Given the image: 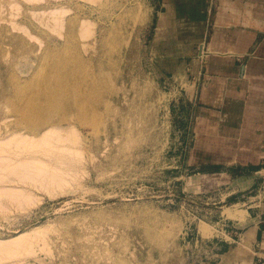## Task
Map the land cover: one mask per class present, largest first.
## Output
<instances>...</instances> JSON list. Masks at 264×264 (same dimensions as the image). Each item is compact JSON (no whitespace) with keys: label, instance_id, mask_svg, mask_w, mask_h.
Instances as JSON below:
<instances>
[{"label":"rangeland","instance_id":"obj_1","mask_svg":"<svg viewBox=\"0 0 264 264\" xmlns=\"http://www.w3.org/2000/svg\"><path fill=\"white\" fill-rule=\"evenodd\" d=\"M12 1L14 2L0 0V17L4 20L10 19L9 4ZM106 1L99 3L100 5L80 3L77 6L73 3L76 1H66L67 4H63L72 10L73 16H85L95 24L97 35H104L105 39L101 50L99 44L93 45L97 51L93 50L90 43L91 49L87 47V53L79 48L72 50L68 47L64 50L62 40L52 36L48 38L51 46L47 56L44 57L43 50L39 48L35 51L33 67L37 68L41 64L39 71L44 68L40 72L43 74L37 72L36 81L51 73L48 66L59 62L61 72L69 68L75 69V82L61 79L60 84L65 82L68 88L75 83L78 93L87 97L89 95L84 92L90 91L87 87L93 77L91 72L94 73L92 60L89 59L91 56L94 58L98 52L103 72L107 74L108 71V75L112 72L107 77L102 73L100 79L103 81L108 77L112 78L117 91L109 99L111 109L105 110L102 106L97 112H93L95 117L91 111L84 113L83 116L86 117L76 112L71 114L60 105V109H51L49 115H52V120H61L64 116L66 124L63 120L62 127L71 123L81 134L82 160L77 161L78 164L67 161L65 164L57 163V166L63 164L60 166L61 170L63 168V172L69 173L65 174L67 186L61 191L54 188L52 194L55 195L35 187H27L33 193L30 195L35 198L36 203L22 209L13 208L7 213L0 210V243L39 227L46 234V242L38 235L32 236L39 243L34 256H21L23 258L6 260L2 264H253L252 249L244 243L241 233L253 216L251 212L255 205L264 198L260 201L257 199L264 194V176L254 175L253 181L243 179L239 180L242 181L239 184L237 177L242 175L244 169L223 165L222 151L196 150L198 142L196 143V135L191 132L190 105L187 102L192 91L189 80H186L190 78V73L183 70L188 63H179L175 58L174 48H171L173 46L166 48L158 35L154 36L156 0ZM135 2L142 3V6L138 8ZM20 4L21 10L15 20L24 24L30 19L29 11L23 2ZM53 6L54 4H45L44 8H48V11ZM139 9H148L149 17L145 23L137 25L133 23L132 16ZM25 14H28L27 18ZM31 21L35 23L34 20ZM110 21L114 22L113 27ZM34 33L45 41L42 34L37 31ZM5 35L10 37V34ZM15 54L5 57L6 64L13 66V70H16V66L20 68L26 59L24 54ZM42 56L47 59L40 63ZM20 57L22 58L19 59ZM97 63L95 62V67ZM6 64L4 63L5 66ZM111 64L113 69L108 67ZM84 71H87L85 75ZM120 75L122 79L119 78ZM144 86L147 87L146 90ZM99 91L101 93L102 89L96 90V98L103 95ZM157 94H161L163 104L157 102ZM90 115L95 120L93 117L90 119ZM93 122L97 124L98 130L93 129V126L96 127ZM202 139L206 141L205 137ZM202 139L200 138L201 141ZM82 143L86 146H82ZM234 203H242L241 208L249 214L243 222L234 221L229 216L232 210L230 206ZM2 239L5 241L2 242Z\"/></svg>","mask_w":264,"mask_h":264},{"label":"bare ground","instance_id":"obj_2","mask_svg":"<svg viewBox=\"0 0 264 264\" xmlns=\"http://www.w3.org/2000/svg\"><path fill=\"white\" fill-rule=\"evenodd\" d=\"M66 1H69V3L76 1L73 3L77 4V6H78V5H80V3L91 4V5H95V4H99V3L102 4L103 1H106V0H14V2L12 1L13 3H11V4H9V2H7V4L10 5V10H11V13L9 12L10 13L9 14L10 19L4 20L2 18V16L0 17V210L2 212L7 213V211L12 210L13 208L14 209H16V208L22 209V208L27 207L28 205L34 204V202L36 203L35 198H33L31 196L33 193L30 192L27 187H29V188L35 187L36 189L38 188V190L39 189L44 190L45 192H47L49 194H52V190L54 192V188L55 189L59 188L58 191L60 189H64L65 186H67V182H66L67 177L65 178V174H67L69 172H63L62 171L63 168H62V170L60 168V166H63V164L62 165L60 164V166H57V163L60 162V163L65 164V161H67L70 163L75 162L78 164L77 161L82 160L83 152H82L81 147H80L81 146V134L73 125H70L71 123L67 124V126H65V127H62L61 124H62L63 120H64V123L66 122L65 121L66 119H64L63 114L61 115V116H63V118L61 117L62 118L61 120H59V119H58L59 121L56 119H55L56 121L52 120L50 117L51 114L49 115L50 111H52L51 109L56 108L60 105L62 108L69 110L71 112V114L76 112V113H78V115L83 116L87 113H90V111H91V113L97 112V110L100 109V107H102V106L105 107V110H110L111 104H110L109 99H112L116 95V91H117L116 89L117 88L115 86V81L112 80V78H110V77H108L107 79H104L103 80L104 82L100 79V77H101L100 75L102 73L104 75L105 72H103V63L101 60V56L98 55V52H97V54L95 53L96 56H94V58L91 56V58L89 59V60H92L91 63L93 65L90 63V61H89V63L92 65V67L94 66V69H93L94 73L91 72V74H93V77H91V79L89 81L90 83L88 84V87H87L90 91L87 92L86 91L87 89L84 86L83 87L85 88L86 92L82 91V92H84L85 95H89L88 97L83 96L80 93H78L79 90L77 91V86H76L77 84L74 85L75 84L74 83L75 82V80H74L75 79V71H74L75 69L73 70V69L69 68L68 70L66 69L65 72H61L59 69V66H60L59 62H56L55 64L48 66V68H50V70H51V73L46 72L47 73L46 75H44L40 80L36 81L37 79H35V77L38 76L37 72L38 73L43 72L42 70L44 68L41 69V71H39L38 67L40 68L41 64H39L40 66L37 65L38 66L37 68L33 67V64L35 63V59H34L35 58V51L39 48L41 51L43 50L42 55H44V57H45V55L47 56V54L49 53L48 50L50 49V46H51V44L49 43L50 40L48 41L49 37L56 36L57 38L61 39L62 45L64 46V50H67L68 47H69L68 49L71 48L72 50H74L73 48H76V49L79 48V49H83L85 53H87L86 50H87V47L88 48L90 47V44H92L91 46H92L93 50L97 49L94 47L95 45L99 44L100 50H101L103 47V44H105L104 43L105 39L103 38L104 35L103 36H101L99 34L97 35V31H96L97 29L95 27V24L92 23L89 19H86L85 16H84V18H79L77 15L73 16L72 10L63 6V4H67ZM20 2H23L24 5H26V7L29 11L30 19L34 20L35 23L32 22L30 19H28L26 21V23H24V24L16 22L17 19L15 20V18H17V15L20 13V10H21ZM3 3L4 2H2V4ZM106 3H107V1H106ZM45 4H51V5L54 4V6L52 8H50L48 11H46L48 8H44ZM136 4H137L138 8H140L142 6V3L137 2ZM4 5H5V3H4ZM92 9H93V7H92ZM3 10L1 9V11H3ZM25 10H26V8H25ZM101 13H102V11H101ZM0 15H1V13H0ZM27 15L25 16L26 18L28 17ZM71 16H73V17H71ZM148 17H149L148 9H143L142 11L140 10L134 16H132V21L134 24L138 25V24L145 23L148 20ZM3 22H4V24H3ZM5 22L7 23V25H5ZM110 23H111L110 24L111 27H113L114 22L110 21ZM66 24H68L67 28H66ZM65 29H67L66 32H65ZM35 31H37L43 35L44 40H45L44 42L42 41V39H40L34 33ZM5 34H10V37L8 38L7 35H5ZM114 34H115V32H114ZM98 36H99L100 40H98ZM117 41H115V42H117ZM106 44H107V42H106ZM125 44H127V42H125ZM6 47H8V48H6ZM118 48L119 47H117V49ZM90 49H91V47H90ZM61 51L62 50H60V52ZM54 52H52V54ZM111 52L113 53V51H111ZM12 53H16L15 55L24 54V56L26 57L25 62L21 63L20 68L19 67L17 68V66H16V70H13V68H11L13 66H8L6 64L7 61L5 62V57L8 55H11ZM64 56H66V55H64ZM50 57H52V56H50ZM80 57H79V60H81ZM109 57H110V55H109ZM21 58L22 57H20L19 59H21ZM76 58L77 57H75V59ZM46 59H44L42 56L40 59V63H42V61H44V60L46 61ZM68 59H70V58H68ZM111 59H108V60H111ZM62 60L63 59L61 58V61ZM85 60H87V59L85 58ZM119 61H120V59H119ZM49 62H51V61H49ZM95 62L96 63L98 62L96 64V67H95ZM4 63L6 64V66L4 65ZM19 63H20V61H19ZM65 63H67V62H65ZM112 64H114V63H112ZM112 64L109 66L107 65V66L110 67L111 69H113L114 66ZM126 64H128V63H126ZM13 65H16V63H14ZM72 65H74V63H72ZM87 66H89V65H87ZM62 67H63V65H62ZM62 70H64V69L62 68ZM108 70L110 71V69H108ZM89 71H91V70H89ZM86 72L87 71H84L83 74L85 75ZM106 72H107V74L106 73L105 74L107 77L108 71H106ZM119 73H120V71H119ZM40 74H43V73H40ZM91 74H90V76H91ZM111 74H112V72L109 73V75H111ZM80 75H81V71H80ZM116 77H117V75H116ZM103 78H104V76H103ZM119 78H121V75ZM61 79H65V81L66 80H68V81L74 80V82H73L74 84L71 86L72 88L70 86L67 88V84H65V82L64 83L62 82V84H60V82L62 81ZM84 79H85V77H84ZM88 80H89V78H87V81ZM83 82H84V80H83ZM122 85H123V83H122ZM145 86H146V84H145ZM145 86H144V90H146V88H147V87L145 88ZM80 87H81V85H80ZM121 88L123 89V87H121ZM99 89H102V92L100 93V91H99V93L103 94V95L102 96L99 95L100 98H98V96L96 98L95 93H96V90L98 91ZM136 89H137V86H136ZM124 90H126V89H124ZM118 92H120V91L118 90ZM138 92H140V91H138ZM124 93H125V91H124ZM122 94H123V92H122ZM117 96H118V94H117ZM126 99H128V98H126ZM157 100H158L157 101L158 103L163 104V102L161 100V94L158 95ZM134 101L135 100H133V102ZM131 105H133V103ZM139 106H138V108H139ZM141 106H142V102H141ZM130 107H132V106H130ZM58 108L60 109V107H58ZM139 109H141V108H139ZM121 110H120V112H121ZM136 110H138V109H136ZM58 111L63 112L62 110H58ZM143 111H144V109H143ZM115 112H116V110H115ZM92 115L95 117L94 113ZM99 116H100V113H99ZM71 117L72 116L70 115V118ZM75 117H76V115H75ZM83 117H86V116H83ZM92 117L90 115L89 118L93 119L94 117L93 118ZM117 117H118V115H117ZM123 117H124V115H123ZM127 117H128V115H127ZM54 118H56V117H54ZM144 118H145V116H144ZM82 119H85V118H82ZM141 119H142V116H141ZM93 120H95V118ZM79 121H80V123H82V121L80 119H79ZM99 122H101V119H99ZM109 122H110V120H109ZM90 123H91V121H90ZM95 125H96V127H94L92 125L93 129L97 128V124H95ZM102 125L103 124H101V126ZM134 125H135V123H134ZM110 126H111V124H110ZM86 127L89 128L87 125H86ZM98 127H99V125H98ZM86 130H88V129H86ZM97 130H98V128H97ZM129 130H131V128ZM131 132H132V130H131ZM131 132H130V134H131ZM98 133H96L97 136H98ZM91 134H92V132H91ZM87 135H88V133H87ZM126 137H129V136H126ZM84 145L85 144H83L82 146H84ZM73 163H71V164H73ZM64 166H66V165H64ZM22 187H25V188H22ZM63 191L64 190H62V192ZM52 195H55V193ZM137 214L140 215L139 213H137ZM118 217H119V215H118ZM116 221H117V218H116ZM151 223H152V221H151ZM122 224H124V223H122ZM126 224H128V223H126ZM134 225H135V223H134ZM126 227H127V229L129 228L128 226H126ZM149 230H151V229H149ZM34 234L38 235V237L41 240H44L46 242V240H45L46 234L44 231H42V228L39 227V229H33L31 232L28 231V232H24L22 234H19L17 236L10 237L7 242L0 243V264H2V262L6 261V260L16 259V258H19L21 256H24V257L27 255L28 256H32V255L34 256L36 253L35 249H36V247L39 246V245H37V244H39L38 241L32 239V236ZM3 240L4 239H2V242H3ZM146 244H147V242H146ZM153 244L155 245V243H153ZM166 244H167V242H166ZM167 245H169V244H167ZM166 248H168V247H166ZM90 254H92V253H90ZM158 257H159V255H158ZM21 258H23V257H21ZM150 258L152 259L151 256H150ZM164 258H166V257H164Z\"/></svg>","mask_w":264,"mask_h":264},{"label":"crops","instance_id":"obj_3","mask_svg":"<svg viewBox=\"0 0 264 264\" xmlns=\"http://www.w3.org/2000/svg\"><path fill=\"white\" fill-rule=\"evenodd\" d=\"M156 8L154 36L188 63L196 150L222 151L223 165L244 169L239 184L264 176V0H156ZM241 207L230 206L239 223L249 217ZM251 215L242 239L251 262L264 264V198Z\"/></svg>","mask_w":264,"mask_h":264}]
</instances>
